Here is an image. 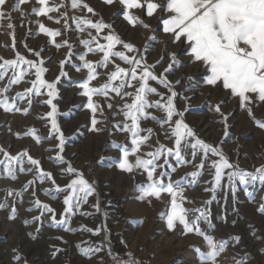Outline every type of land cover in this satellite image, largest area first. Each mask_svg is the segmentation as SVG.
Masks as SVG:
<instances>
[{
  "label": "rangeland",
  "instance_id": "1",
  "mask_svg": "<svg viewBox=\"0 0 264 264\" xmlns=\"http://www.w3.org/2000/svg\"><path fill=\"white\" fill-rule=\"evenodd\" d=\"M16 2L17 0H7L4 8L10 14L11 21L7 18L0 21V58L14 59L18 51L28 59L38 60L29 49L41 52L45 62L43 67L47 69L44 79L51 82L57 77L60 78L57 84L58 94L53 103L58 109L57 121L65 143L63 152L59 153L57 139L37 143L33 137L26 135L29 129H35L41 138L50 135V122L41 117L51 109L44 103L47 99V89H41L40 96H32L33 103L27 115L0 109V147L12 155L28 151L33 158L41 161L44 170L53 174L60 186L75 178L64 171L67 164H70L94 185L95 191L76 215L67 217L68 223L64 225H53L48 214H44L41 221H34L33 218L40 215V211H28L32 207L33 192L42 202L49 203L55 209L58 219L63 218V194L55 193L53 188L51 197L45 195L53 186L49 181L41 184L38 180L32 188L25 191V185L35 177V173L23 174L17 170V179L12 180L6 178V173L0 168V202L6 201V206L0 210V264H101V261L103 264H113L108 256L109 250L123 259H128V254H131L139 264H200L194 249L199 247L202 251L206 250L202 237L194 233L185 235L180 226L174 231H169L166 226L170 197L164 193L160 200L138 199L140 193L136 189L138 185L147 182L146 173L143 170L127 173L118 168L120 153L118 149L113 148V144L131 147L130 134L113 127L124 120L123 115L118 114L122 102L119 98L112 101L115 107L109 110L104 97L93 98L97 105L104 107L103 116L96 114V119L102 122L95 126L99 131H94L93 114L86 106L87 98L80 94L82 89L75 86L76 82L86 79L87 71L85 69L77 72L73 65L80 62L73 59L66 63L63 69L67 76H61L60 63L68 59L69 48L57 49L55 44L67 40L75 52H87L80 43L81 39L88 38L87 32H79L71 17L88 16L94 20L102 19L112 25L111 30L100 34L101 43H106L102 39L105 34L114 31L122 41L139 48L148 63H155L162 58L161 64L157 65V72L169 66L170 54L175 53L181 66H173L168 79L173 82L174 89L179 93L174 102L176 107L184 112V122L198 138L220 147L231 163L247 171H254L264 165V128L257 124V121L264 122V102L257 100L250 105L252 115H249L245 108L240 106L238 98L230 97L229 90L206 85L203 81L206 69L199 62L188 64L190 57L186 55V47L168 41V34L163 33L162 24L158 20L159 12L148 17L146 8L130 10L131 14L150 25L151 30H147L139 25L134 27L123 18L124 9L119 0H115L111 5H106L103 0H83L93 8L95 16L86 10H72L71 0H57V3L63 2L65 7H61L59 12L50 13L53 17L51 20L32 14L33 7H39L35 0H29L22 4L19 10L11 12ZM157 2L163 3L164 0ZM65 12L68 17L66 20L61 18V13ZM55 19H60L61 22L57 24ZM9 22L14 25L13 29L7 28ZM39 23L51 30H61L62 35L53 40L52 37L39 32ZM64 24L68 25L67 30L63 29ZM92 31L95 34L94 30ZM152 35H156L157 42L149 40ZM145 46L148 48L147 52H144ZM120 48L121 46L117 45V49ZM86 59L98 64L102 54L88 53ZM114 63L125 66L118 60ZM185 64L187 66H183ZM112 70L114 67L98 69L100 73H110ZM32 71L34 73V69ZM11 75L9 72L8 77ZM8 77L0 81V90L8 84ZM189 77H193L191 82ZM34 79L33 74L21 83L11 85L7 95L13 97L19 92H24L31 86L29 81ZM106 80L107 76L101 75L92 81L90 86L99 87ZM177 81L180 83H176ZM151 83L159 92L167 94V89L155 82ZM109 96H114V93H109ZM150 99L156 100L158 97L152 96ZM221 101L224 103L221 104ZM17 104L21 108L28 107L25 100H19ZM218 104L227 116L226 125L221 115L214 111ZM149 113L150 116L156 115L158 118L163 115L155 109H150ZM141 127L153 130L148 142L152 147L142 146L139 155L148 150L154 151L158 146L155 144L157 140L166 147L174 145V138L168 139L165 136L164 128H168V125L162 128L160 123L149 118L141 120ZM147 134L146 131L142 132V135ZM58 153L63 156L66 164L56 160ZM2 158L0 155V159ZM134 159L135 157H130L131 162H134ZM168 159L177 169L175 173H170L172 181L187 177L183 180L186 198L183 206L189 210L204 208L209 214L212 227L209 228L208 224H202V227L216 240H229V246L218 254L215 264H238L244 257L247 258L246 264H264V214L257 211L264 203V186L257 185L247 189L238 186L233 195L225 182L224 189L218 190L213 198V193L205 190L210 187L206 182L212 179L207 168L210 161L206 162L200 181L193 185L189 183L191 177L187 174L196 170L194 165L200 162L199 159L183 166L177 165L174 157ZM165 170L167 171V168ZM164 182H168L167 177ZM9 190L14 194L8 196ZM17 192H23V195H15ZM250 192L253 195H249ZM96 204L99 205V211L94 207ZM13 206L16 208L14 219L10 218ZM162 213L165 214L163 217ZM189 218L191 219V216ZM81 226L100 229V232L93 235L91 232L81 231ZM68 228L71 231L65 230ZM235 236L241 237L238 244L231 239ZM89 244L93 247L102 246V250L86 257L81 249ZM56 249L60 251L54 256ZM17 256L19 260L16 259Z\"/></svg>",
  "mask_w": 264,
  "mask_h": 264
},
{
  "label": "snow or ice",
  "instance_id": "2",
  "mask_svg": "<svg viewBox=\"0 0 264 264\" xmlns=\"http://www.w3.org/2000/svg\"><path fill=\"white\" fill-rule=\"evenodd\" d=\"M26 2L29 0H17L10 11L19 10L20 6ZM103 2L106 5H111L115 0H103ZM35 3L39 7L34 6L32 14L37 17H47L50 20L53 19L50 13L59 12L61 7H65L63 2L57 3V0H35ZM119 3L124 9L123 18L130 25L134 27L139 25L147 30H151L150 25L143 23L136 15L131 14L130 10L146 8L148 17L159 12L158 20L162 24L163 33L168 34V41L186 47V55L190 57L188 64L199 62L206 69L203 77L204 83L212 88L219 87L229 90L230 97L238 98L240 106L245 108L249 115H252L250 105L257 100L264 102V0H164L163 3L157 2V0H119ZM6 4L7 0H0V21L5 18L11 21L10 14L4 10ZM70 8L86 10L87 13L95 16L93 8L83 0H71ZM61 18L68 19L67 13H61ZM71 19L79 32H87L88 38L80 40L87 52H75L67 40L63 43H56L57 49L69 48L68 59L60 63L61 76H67V72L63 69L65 64L73 59L80 62L73 65L77 72L86 69V79L76 82L75 86L82 89L80 94L87 98L86 106L93 114L94 131H99L95 126L102 122L96 119V114L99 113L100 116H103L104 107L97 105L93 98L104 97L109 110L115 107L112 101L119 98L122 103L118 114L123 115L124 120L113 127L130 134L131 147L113 144V148L118 149L120 153L118 168L127 173L143 170L146 173L147 182L137 186L136 190L140 193L138 199L155 198L160 200L162 194L166 193L170 197V210L166 213L168 230L174 231L180 226L185 235L194 233L196 236L202 237L206 250L202 251L199 247L194 249L200 264H215L218 254L229 246V240H216L202 227V224H208L209 228L212 227L209 214L204 208L189 210L183 206L186 200L183 180L187 177L177 181L171 180L170 173H175L177 169L170 164L168 157H174L176 164L181 166L199 159L200 162L194 165L196 170L187 174L191 177L189 183L193 185L200 181L206 162L210 161L207 163V168L212 179L206 182L210 184V187L205 190L213 193V198L218 190L224 189L225 182L233 195L237 192L238 186H243L245 189L255 188L257 185L264 186V165L255 168L254 171L240 168L239 165L230 162L220 147L210 145L198 138L196 133L184 122V112L179 110L174 102L179 93L174 89L173 82L168 79V74L172 72L173 66H181L175 53L170 54L171 63L169 66L163 71L157 72V65L161 64L162 58L155 63H148L139 48L122 41L114 31H109L102 37L106 43L100 42V34L111 30V24L105 23L102 19H91L88 16H73ZM60 22V19H55V23L59 24ZM38 27L40 33L52 37L53 40L62 35L61 30H51L43 23H39ZM7 28L13 29L14 25L9 22ZM67 28L68 25L64 24L63 29L67 30ZM149 40L157 42L156 35L150 36ZM117 45H120L121 48L117 49ZM147 50L148 48L145 46L144 52ZM29 51L39 59H28L18 51L14 59L0 58L2 60L0 62V81L8 77L9 72L12 73L8 77V84L3 90H0V109H3L4 112L15 111L27 115L33 103L32 96H40L41 89H47V99L44 100V103L51 110L41 119L50 122V135L41 138L35 129H29L26 135L33 137L37 143L52 138L57 139L59 153H62L65 138L57 121V106L53 103L58 94L57 84L60 78L57 77L51 82L44 79L47 69L43 67L45 62L41 57V52L32 49ZM88 53L102 54V59L96 64L86 59ZM126 53H136V55ZM115 60L122 62L126 67L121 66L120 63H114ZM183 66H187V64ZM111 67H114V70L110 73L98 71L100 68ZM33 74L35 79L29 81L31 85L29 88L13 97L7 95L11 90V85L19 84ZM101 75L107 76L106 82L99 87L90 86L91 82ZM188 79L191 82L193 77ZM151 82L167 89V94L159 92ZM176 83H180V81ZM128 89H133V91H128ZM109 93H114V96H109ZM152 96H156L158 99L151 100ZM129 99L131 102H126ZM19 100L27 101L28 107H19L17 104ZM222 103L224 102L221 101ZM150 109L162 112L163 115L159 118L156 115L150 116ZM214 111L221 115L226 125L227 116L221 111L219 104L214 107ZM149 118L160 123L162 128L164 125H168V128H164L165 136L168 139L174 138V145L166 147L157 140L155 144L158 146L154 151L148 150L143 155H139L142 146L152 147L148 142L153 130L141 127V120ZM257 124L264 128V122L257 121ZM169 128H171V135H169ZM145 131L148 134L142 135V132ZM225 135H227V128H225ZM59 153L56 160L61 164H66L67 162ZM0 155L3 156L0 159V168L6 173V178L16 180L17 170L23 174H36L25 185V191L32 188L38 180L41 184L49 181L53 186L45 192V195L51 197L53 188L55 193L63 194V218L58 219L55 209L49 203L42 202L33 192L32 207L28 211H40V215L33 218L34 221H41L44 214H48L53 225H64L68 223L67 217L76 215L81 207L88 202V197L94 194V185L89 183L83 174L70 164H67L64 171L70 177L75 178H71L66 185L60 186L53 174L44 170L41 161L33 158L28 151L12 155L0 147ZM130 157H135L134 162L130 161ZM216 157L218 159H213ZM26 164L28 167H25ZM165 177L168 178L167 183L164 182ZM13 194L12 190L7 193L8 196ZM15 195L22 196L23 192H17ZM249 195H253V193L250 192ZM5 206L6 201L0 202V210H3ZM94 207L99 211L98 204ZM257 211L264 214V203L258 207ZM192 213H196V215H192ZM164 215V213L161 214L162 217ZM15 216L16 208L13 206L10 218L14 219ZM65 230L71 231L70 228ZM80 230L91 232L93 235H98L100 232V229L94 230L87 226H81ZM231 239L238 244L241 237L235 236ZM101 250L102 246L93 247L91 244L81 249L82 254L86 257L93 256ZM59 251V249L54 250L53 255L55 256ZM108 256L113 264H139L131 257V254H128V259H123L109 250ZM16 259L19 260V257L17 256ZM246 260V257L241 258L238 264H246Z\"/></svg>",
  "mask_w": 264,
  "mask_h": 264
}]
</instances>
